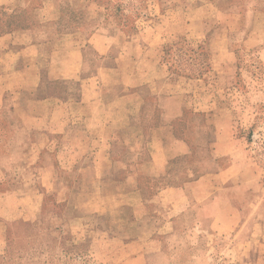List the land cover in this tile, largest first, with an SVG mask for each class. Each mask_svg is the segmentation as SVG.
I'll list each match as a JSON object with an SVG mask.
<instances>
[{
	"label": "rangeland",
	"instance_id": "374dc122",
	"mask_svg": "<svg viewBox=\"0 0 264 264\" xmlns=\"http://www.w3.org/2000/svg\"><path fill=\"white\" fill-rule=\"evenodd\" d=\"M253 3L17 0L10 8L0 7V34L12 33L2 44L12 45L13 52L27 47L17 70L31 65L38 76L42 67L41 85L34 86L37 77L30 70V82L14 77L12 90L0 99V264L187 261V255L173 260L157 255L155 246L144 242L146 234L128 221L130 213L117 208L110 195L116 182L106 179L102 187L94 170L78 171L83 154H70L67 140L56 138V95L64 97L70 85L47 80V70L56 74V46L59 55L70 46L82 48L93 72L100 65L108 68L106 83L122 79L125 52L127 58L134 53L164 62L168 90L184 98L176 132L189 141L206 133L220 167L229 164L219 186L230 178L240 198L241 185H247L252 205L245 216L264 233V53L254 46L264 32V18L252 11L264 5ZM95 33L104 36V45L114 46L105 58L91 47H100L93 42ZM225 202L222 195L220 203Z\"/></svg>",
	"mask_w": 264,
	"mask_h": 264
},
{
	"label": "crops",
	"instance_id": "0c3cea01",
	"mask_svg": "<svg viewBox=\"0 0 264 264\" xmlns=\"http://www.w3.org/2000/svg\"><path fill=\"white\" fill-rule=\"evenodd\" d=\"M16 2L0 0V7ZM256 3L264 5V0ZM252 11L264 18L262 6ZM11 35L0 34V99L12 90L14 77L23 75L26 83L31 77V65L16 68L27 47L13 52L12 45L2 44ZM260 36L254 46L264 53V32ZM103 37L93 34L100 47L91 45L101 58L114 47L104 45ZM57 48L56 74L47 70V80L70 85L64 97L56 95V138L67 140L70 154H83L78 171L94 170L101 185L106 179L116 182L110 195L116 197L117 208L130 213L131 225L146 234L144 242L170 260L187 255L185 264H261L264 233L245 216L252 205L250 190L241 185L243 197L238 198L230 178L219 186L229 164L220 167L204 131L193 141L178 135L175 124L184 115V98L168 90L172 85L166 64L153 55L150 60L134 53L127 58L125 52L122 79L106 83L108 68L100 65L93 72L82 48L70 46L60 55ZM36 70L35 87L42 84V67ZM187 157L189 163L184 162ZM222 195L225 203H220Z\"/></svg>",
	"mask_w": 264,
	"mask_h": 264
},
{
	"label": "trees",
	"instance_id": "16d2710c",
	"mask_svg": "<svg viewBox=\"0 0 264 264\" xmlns=\"http://www.w3.org/2000/svg\"><path fill=\"white\" fill-rule=\"evenodd\" d=\"M106 3H109V2H106ZM116 10H119L120 11V9H118V7L116 8ZM250 140V139H249ZM5 257H2L1 258V260H3Z\"/></svg>",
	"mask_w": 264,
	"mask_h": 264
}]
</instances>
